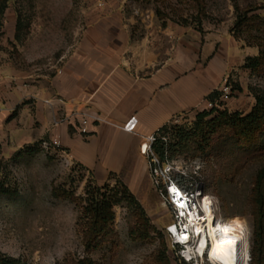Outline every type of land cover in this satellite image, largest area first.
I'll return each instance as SVG.
<instances>
[{"label":"rangeland","instance_id":"obj_1","mask_svg":"<svg viewBox=\"0 0 264 264\" xmlns=\"http://www.w3.org/2000/svg\"><path fill=\"white\" fill-rule=\"evenodd\" d=\"M99 1L7 0V9L0 15L3 59L26 73L51 76L69 55L83 29L98 17ZM122 1L127 13L136 18L138 35L148 22L159 25L174 22L200 30L224 28L244 46L258 50L257 56L263 51L264 0ZM226 78L233 91L221 109L249 113L251 95L248 94L243 98L248 104L243 111L230 110L233 104L240 102L241 95L236 89L239 79L231 74L224 77L218 90L222 89ZM244 83L256 104L255 91H264V74L250 69ZM206 105V110L210 111L209 103ZM200 112L191 113L174 124L189 130ZM164 137L166 142L174 140L172 134ZM219 155L215 147L196 158L179 156L172 160L185 162L190 167L195 161L200 162L198 180L215 198L217 213L224 218L218 221L220 230L223 226L230 229L236 221H241L248 229L250 264L254 220L248 198L255 176L264 164H242L232 178L226 174L234 172L235 168L224 169L225 161H219ZM118 180L126 184L118 178L104 185L115 187ZM0 182L8 190L0 195V252L19 259L22 264H74L84 258L96 264H193L182 263L172 246L166 226L173 220V214L156 191L150 172L143 182L142 193L135 195L146 217L140 216L136 207L126 202L117 205L116 236L92 251L87 250L84 241L88 220L84 214L87 205L84 199L93 187L104 186L99 185L92 174L69 161L65 154H58L52 145L42 144L23 154H0ZM146 218L154 229L143 237L149 226ZM198 264L212 262L204 258Z\"/></svg>","mask_w":264,"mask_h":264},{"label":"crops","instance_id":"obj_2","mask_svg":"<svg viewBox=\"0 0 264 264\" xmlns=\"http://www.w3.org/2000/svg\"><path fill=\"white\" fill-rule=\"evenodd\" d=\"M99 2L98 17L51 76L26 73L0 52V154H23L48 143L99 185L123 179L139 196L150 172L143 152L148 138L205 111L226 75L239 79L241 95L230 110L243 111L247 94L252 110L246 63L259 52L224 28L148 22L138 35L125 1ZM87 114L105 121L93 117L82 133ZM133 117L139 120L136 131L124 130Z\"/></svg>","mask_w":264,"mask_h":264},{"label":"trees","instance_id":"obj_3","mask_svg":"<svg viewBox=\"0 0 264 264\" xmlns=\"http://www.w3.org/2000/svg\"><path fill=\"white\" fill-rule=\"evenodd\" d=\"M6 9L7 0H3L0 2L1 16ZM261 46L263 47L261 55L248 58L246 66L253 72L264 74V41ZM236 89H240L239 86ZM215 95L218 97L220 92L216 91ZM255 96L256 104L249 113L213 108L198 113L194 126L189 130L174 123L163 126L156 134L154 152L162 162H166L179 156L196 158L216 147L220 154L219 161H225L223 168L226 170L230 167L235 168L234 172L231 170L232 172L226 174L232 178L237 175L242 164L243 166L253 162L264 164V91L256 90ZM209 99L215 100L213 97ZM165 134H172L174 140L164 141L162 137ZM7 192L8 190L0 182V195ZM88 193L89 196L84 199L87 202L84 214L88 219L84 230V241L88 251L97 249L116 236L114 221L117 205L126 202L132 208L136 207L140 216L146 217L144 208L135 194L121 180L117 181L115 187L108 184L102 187L95 186ZM248 203L254 220L250 264H264V166L255 176ZM146 222L148 226V218ZM152 229L154 228L149 225L142 236L147 237ZM0 264L22 263L19 259L0 252ZM74 264L96 263L90 258H84Z\"/></svg>","mask_w":264,"mask_h":264},{"label":"built area","instance_id":"obj_4","mask_svg":"<svg viewBox=\"0 0 264 264\" xmlns=\"http://www.w3.org/2000/svg\"><path fill=\"white\" fill-rule=\"evenodd\" d=\"M228 81L226 78L224 86L218 90L220 95L215 100L208 101L211 109H221L225 106V102L230 99L233 88ZM93 117L97 121H105L100 116L85 115L81 121L82 133H88V125ZM138 121V118L133 117L122 127L126 131L135 132ZM162 139L166 141L167 138L162 137ZM156 140V135L150 136L145 143L146 147L143 148V152L149 157L152 183L173 214V220L166 226V233L182 263L198 264L200 259L204 260V258L212 262L208 256L213 237L209 230L210 221H206L208 217L207 206L210 212L215 215L212 224L224 218L217 213L215 198L207 193L205 186L198 180L202 166L199 161H195L191 167L185 162L175 160L162 162L153 150V144ZM59 143L58 140L54 142L55 145H59ZM207 198H210L209 205ZM206 231L208 232L206 233ZM203 238L206 239L205 250L200 252V242ZM212 264L214 263L212 262Z\"/></svg>","mask_w":264,"mask_h":264},{"label":"bare ground","instance_id":"obj_5","mask_svg":"<svg viewBox=\"0 0 264 264\" xmlns=\"http://www.w3.org/2000/svg\"><path fill=\"white\" fill-rule=\"evenodd\" d=\"M206 200L209 205L210 198ZM207 213L206 221H210L209 230L210 235L213 237L212 247L208 252L210 260L214 264H248L249 239L247 227L241 221H236L230 229L223 226L220 230V225H217L218 222L212 224L215 215L210 212L208 206ZM198 228H201V226H198ZM205 244L206 239L203 238L200 242V252L205 250Z\"/></svg>","mask_w":264,"mask_h":264},{"label":"water","instance_id":"obj_6","mask_svg":"<svg viewBox=\"0 0 264 264\" xmlns=\"http://www.w3.org/2000/svg\"><path fill=\"white\" fill-rule=\"evenodd\" d=\"M145 147H146V144L143 145V148H145Z\"/></svg>","mask_w":264,"mask_h":264}]
</instances>
